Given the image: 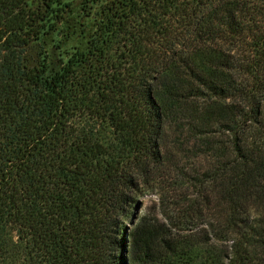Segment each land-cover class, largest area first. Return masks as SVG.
<instances>
[{
  "label": "trees",
  "instance_id": "trees-1",
  "mask_svg": "<svg viewBox=\"0 0 264 264\" xmlns=\"http://www.w3.org/2000/svg\"><path fill=\"white\" fill-rule=\"evenodd\" d=\"M104 2L52 72L28 52L67 7L0 0V264H148L167 241L117 218L181 120L226 140L176 220L224 245L213 264H264V0Z\"/></svg>",
  "mask_w": 264,
  "mask_h": 264
},
{
  "label": "rangeland",
  "instance_id": "rangeland-1",
  "mask_svg": "<svg viewBox=\"0 0 264 264\" xmlns=\"http://www.w3.org/2000/svg\"><path fill=\"white\" fill-rule=\"evenodd\" d=\"M42 3L43 0H29L32 9L41 8ZM60 3L67 7L63 20L53 32L33 43L28 52L31 59H39L40 54L46 53L52 72L58 71L60 64L75 50L87 48L97 25L103 20L102 9L106 5L104 0L96 5L89 0H60ZM238 104L244 105L241 101ZM206 131L200 134L187 121L176 122L162 142L161 164L150 171L147 186H140L131 194L133 203L127 218H117L127 232L144 218L153 230L161 233L160 238L167 241L166 244L155 243L150 248L148 264H213V257L223 256L225 252L224 245L219 243L204 244L205 236L197 223L191 226L176 220L180 212L187 211L189 203L198 201L199 183L214 166V155H223L217 151L211 156L203 143L206 139L223 142L226 137ZM126 251L123 259L135 258L129 245Z\"/></svg>",
  "mask_w": 264,
  "mask_h": 264
}]
</instances>
